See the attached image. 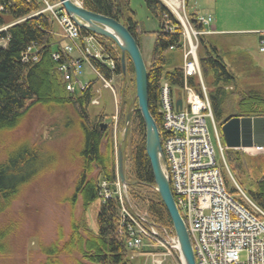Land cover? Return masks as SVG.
<instances>
[{
	"label": "trees",
	"instance_id": "obj_1",
	"mask_svg": "<svg viewBox=\"0 0 264 264\" xmlns=\"http://www.w3.org/2000/svg\"><path fill=\"white\" fill-rule=\"evenodd\" d=\"M143 1L158 23V29L151 31L153 45L147 66V85L149 111L159 127L157 108L161 79L179 86L183 81L179 66L171 71L164 68L167 52L172 51L169 46L176 45V50H179L181 36L179 31L165 33L161 30V23L165 19L175 22L161 0ZM80 2L90 11L120 21L140 46L144 30L134 18L130 0ZM41 6V0H0V27L8 25L0 30V39L5 40V45H0V257L24 253V244L29 235L20 231L23 210L20 208L15 215L12 208L30 184L49 171L46 151L42 146L29 141L27 136L13 137L14 131L22 127L31 110L38 108L48 115L59 114L61 123L66 126L62 133L70 132L73 137H78L80 146L70 159H75L73 162L78 166L73 193L63 196L61 200L69 205L67 228L57 224L54 238L47 243L37 232L30 235L40 238L36 252L42 257L36 264H133L125 247V239L118 233L119 202L116 197L101 200L99 195L102 180L114 190L118 175V146L122 151L124 183L131 202L143 208L150 222L171 231L173 226L167 208L154 188L153 173L145 149V127L136 110L131 59L126 54L123 73L118 46L110 38L95 35L101 51L113 58L114 68L108 69L93 57L89 58L90 64L105 79L115 76L119 81L116 113L109 115V122L103 128V111L94 115L89 111L99 78L88 80L82 91L71 93L66 89V80L59 71L64 59L52 58V54L59 51V28L48 12L36 13ZM187 17L194 28L204 29L195 11L187 13ZM80 32L82 35L89 33L84 29ZM28 47L36 50L35 60H23L22 55ZM197 55L218 127L228 116H264V72L247 51L227 50L210 36L200 35ZM188 83L200 92L199 83L194 78H188ZM128 112L130 117L125 129ZM221 142L223 144L222 138ZM223 154L235 181L264 210L262 165L250 163V157L239 149L225 148ZM243 178L247 179L246 187ZM225 180L230 191L236 192L226 175ZM98 198L100 203L95 232L88 225L86 213ZM76 206H79L78 212ZM15 240H19L18 244ZM20 264L31 263L22 260Z\"/></svg>",
	"mask_w": 264,
	"mask_h": 264
},
{
	"label": "built area",
	"instance_id": "obj_2",
	"mask_svg": "<svg viewBox=\"0 0 264 264\" xmlns=\"http://www.w3.org/2000/svg\"><path fill=\"white\" fill-rule=\"evenodd\" d=\"M175 22L164 20L161 30L165 33L179 31L182 54V84H170L161 79L159 84L157 113L160 117L159 139L164 157V172L170 190L185 224L196 264H264V210L257 206L231 175L223 151L226 148L211 110L206 87L198 60L200 35L216 33L210 15H199L203 30H197L184 12V0H162ZM39 12H48L59 25L63 38L59 51L52 54L57 60L63 57L59 71L66 80V89L73 93L86 88L80 80L83 63L89 57L97 58L109 69L114 60L101 53L93 35H82L80 27L70 19L57 0H42ZM183 8V9H182ZM166 17V14L163 15ZM21 19H18L19 21ZM16 21V22H17ZM7 26L0 27V30ZM264 50V38L260 39ZM178 48L170 45L169 50ZM76 52L78 57H72ZM24 61L36 59V50L28 47ZM89 64L90 62L87 61ZM91 65V64H90ZM91 69L105 86L109 83L91 65ZM194 78L200 87L198 92L188 83ZM181 99V105L176 104ZM92 104H97L92 99ZM207 119L211 121L217 141L220 161L215 158ZM245 151L262 152L264 146L243 148ZM230 180L236 192H231L225 180ZM126 185L117 177L112 190L108 183H99L101 200L116 197L119 202L118 233L125 239L129 258L144 254L149 264H183L178 251V241L173 231L150 222L146 212H139L125 195ZM156 189V187H154ZM131 203V204H130Z\"/></svg>",
	"mask_w": 264,
	"mask_h": 264
},
{
	"label": "rangeland",
	"instance_id": "obj_3",
	"mask_svg": "<svg viewBox=\"0 0 264 264\" xmlns=\"http://www.w3.org/2000/svg\"><path fill=\"white\" fill-rule=\"evenodd\" d=\"M207 5H211L210 8H207ZM130 8L133 10L134 18L138 21L140 28L144 30L140 37V51L146 66H148L153 45L151 31L158 29V23L151 15L143 0H130ZM183 10L187 13L195 11L204 16L210 15L213 21L215 18L218 20H232L231 24L237 26L238 29L264 24V0H187ZM244 16L251 17V19L243 20ZM59 35H62L61 31ZM210 37L218 42L214 34H210ZM217 37H221L222 40L226 38L231 43L229 48L225 47L227 50H246L264 69V53L258 50L259 43L253 33L244 32V30L241 32L240 30L231 32V34L217 35ZM3 41L5 42V40L0 39L1 44ZM224 51L226 53V49ZM261 57L263 59H260ZM166 59L165 70H173L181 65V51H168ZM85 64L82 67V74L80 76V80L83 82H87L95 76L89 66ZM108 80L110 85L108 87H105L101 81L98 83L96 88L99 89V103L91 105L89 108L91 115L103 111V122H106V124L109 122V115L114 114L117 110L119 95V81L115 76ZM59 116V114L48 115L38 108H33L22 127L14 131L13 137L15 139L27 136L29 141L38 143L43 147L46 151L45 158L49 171L31 183L12 208V211L15 210V215L18 214L20 208L23 210L20 215L22 226V230L20 231L25 235H29L24 244V253H21V255L13 253L8 256H2L0 257V264H20L22 260L26 263L30 261L31 264L38 263L42 257V255L36 252L40 238L30 235L37 232L42 240L47 243L54 238L57 224L63 225L65 229L67 228L69 205L67 202L61 200L63 196L72 194L74 190L78 166L73 162L75 159L72 161L70 159L78 150L80 140L78 137H73L70 132L62 133L63 128L66 126L61 123ZM66 124L68 125L67 120ZM207 126L210 131L215 158L219 162L220 153L209 119H207ZM242 151L250 157V160H252L250 163L255 165L261 164V171H264V151ZM55 165L57 166L54 168ZM237 180L240 182L239 178ZM243 181L245 187L248 186L247 179L243 178ZM124 192L130 200L127 186ZM99 203L100 199L98 198L90 205L86 213L88 225L95 232L97 231L96 213ZM131 203L140 213L145 212L143 208L138 207L133 201ZM76 210L77 212L79 211V206H76ZM14 242L18 244L19 240H15ZM128 255H130L129 252ZM138 255L143 256L142 254H136L133 258L134 264L139 257ZM147 260L148 258L144 254L143 262L146 263Z\"/></svg>",
	"mask_w": 264,
	"mask_h": 264
},
{
	"label": "water",
	"instance_id": "obj_4",
	"mask_svg": "<svg viewBox=\"0 0 264 264\" xmlns=\"http://www.w3.org/2000/svg\"><path fill=\"white\" fill-rule=\"evenodd\" d=\"M67 15L82 29L112 39L120 50L122 72H125V56L130 57L135 81L136 110L142 117L145 127V149L149 158L157 192L160 194L171 218L174 234L178 241V251L183 264H196L185 224L175 205L169 180L163 169V152L159 131L148 106L147 67L139 44L128 28L120 21L84 8L74 0H59ZM176 104L181 105V99ZM130 112L126 115V126ZM102 122L101 126L106 127ZM221 136L227 148L243 149L264 146V116H228L220 126ZM121 147H117V171L124 182Z\"/></svg>",
	"mask_w": 264,
	"mask_h": 264
},
{
	"label": "crops",
	"instance_id": "obj_5",
	"mask_svg": "<svg viewBox=\"0 0 264 264\" xmlns=\"http://www.w3.org/2000/svg\"><path fill=\"white\" fill-rule=\"evenodd\" d=\"M187 1V0H186ZM211 5H207V8H210ZM197 15H201V13L199 12H196ZM239 18V17H238ZM248 19H251V17H246L244 16L243 17V20H248ZM231 22H233L232 20H225V19H220L218 20L217 18L212 19V26L215 28V30L217 31L216 33H214L215 35V39L218 40V42L220 43L221 46H224V47H230V44L229 41H227V39L225 38L224 40L221 39V37H217V35H221V34H231V32H234V31H240L242 32V30H244V32H249V33H253L255 35V38L258 40V43L260 42V39L261 38H264V24H260V25H251L249 27H241V29H238L237 26H233L231 24ZM60 32V30H59ZM60 44H64V40L62 39L61 35H59V39L58 41ZM217 42V41H216ZM217 42V43H218ZM218 43V44H219ZM238 50V49H237ZM258 50L262 53H264V50L261 51L260 50V43H259V47H258ZM246 51V50H245ZM250 57L253 59V57L251 56V54L249 53ZM264 55V54H263ZM260 59H263V57H261ZM253 61L262 69L264 70L254 59ZM263 62H264V59H263ZM264 72V71H263ZM139 256V255H138ZM143 256H139L137 258V261L135 262V264H144V257L141 258ZM142 259V260H141ZM147 264H149V261L147 260L146 262Z\"/></svg>",
	"mask_w": 264,
	"mask_h": 264
},
{
	"label": "bare ground",
	"instance_id": "obj_6",
	"mask_svg": "<svg viewBox=\"0 0 264 264\" xmlns=\"http://www.w3.org/2000/svg\"><path fill=\"white\" fill-rule=\"evenodd\" d=\"M170 1H172V2L174 1L175 2V0H170Z\"/></svg>",
	"mask_w": 264,
	"mask_h": 264
}]
</instances>
